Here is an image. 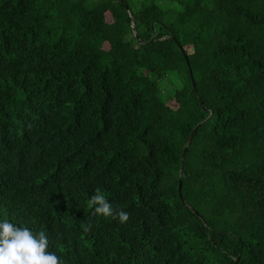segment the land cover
<instances>
[{"label": "trees", "instance_id": "trees-1", "mask_svg": "<svg viewBox=\"0 0 264 264\" xmlns=\"http://www.w3.org/2000/svg\"><path fill=\"white\" fill-rule=\"evenodd\" d=\"M124 1L0 0V220L64 264H264V0Z\"/></svg>", "mask_w": 264, "mask_h": 264}, {"label": "clouds", "instance_id": "clouds-1", "mask_svg": "<svg viewBox=\"0 0 264 264\" xmlns=\"http://www.w3.org/2000/svg\"><path fill=\"white\" fill-rule=\"evenodd\" d=\"M88 206L95 215L112 217L120 223L129 220L124 210L115 211L105 195L96 189ZM85 226V231L90 230ZM49 240L44 231L35 232L28 227L18 226L8 219L0 220V264H64L54 252L49 251Z\"/></svg>", "mask_w": 264, "mask_h": 264}, {"label": "rangeland", "instance_id": "rangeland-1", "mask_svg": "<svg viewBox=\"0 0 264 264\" xmlns=\"http://www.w3.org/2000/svg\"><path fill=\"white\" fill-rule=\"evenodd\" d=\"M180 82V81H179ZM176 82L172 81L169 77L162 81L161 83V91H162V97L166 100H168V103L172 107H177L178 104L173 99V94L176 88Z\"/></svg>", "mask_w": 264, "mask_h": 264}, {"label": "water", "instance_id": "water-1", "mask_svg": "<svg viewBox=\"0 0 264 264\" xmlns=\"http://www.w3.org/2000/svg\"><path fill=\"white\" fill-rule=\"evenodd\" d=\"M122 1H123V3L125 4V6L127 7V9H128V8H129L128 4H127L124 0H122ZM194 88H195V90H196V86H195V84H194ZM197 128H198V126H197V127L193 130V132L191 133V136H190V138H189V141H188V144H187V146H186V148H185L184 153L187 151L188 145L191 143V140H192V138H193V136H194V134H195ZM180 187H181V185H180Z\"/></svg>", "mask_w": 264, "mask_h": 264}]
</instances>
